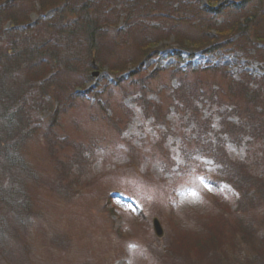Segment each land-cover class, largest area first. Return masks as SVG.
Returning <instances> with one entry per match:
<instances>
[{"label":"trees","instance_id":"obj_1","mask_svg":"<svg viewBox=\"0 0 264 264\" xmlns=\"http://www.w3.org/2000/svg\"><path fill=\"white\" fill-rule=\"evenodd\" d=\"M117 2L126 3L123 4L125 17L122 26L119 25L118 17L110 14L115 20L110 19L115 28V32L110 35L107 32L110 30L109 26L100 25L109 17V7ZM133 2L134 6L130 7L127 0H0V156L4 155L5 159L2 161L8 163L7 170L4 163H0V205L3 206L0 210V224L3 225L5 234L9 238L18 235L13 225L20 228L26 225L31 231H37V216L43 218L44 225L47 224L45 218L38 215L40 213L36 211L37 214L33 207L37 202L42 203L40 192L43 191L44 180L39 171L36 172L26 162V152L31 150L26 146V138L34 133L32 130H38L34 124L41 119L42 114L47 113V118L60 126L64 117L77 115L79 103L82 102L88 118L84 121L88 120L90 125L97 118L104 125L106 117L110 120V112L114 115L123 111L127 118L132 117V111L125 106V100L132 96L145 118H151L155 126H164L157 131L156 137L146 139L143 154H150L157 159L155 152L163 153L169 135L175 134L182 138L180 150L188 160L196 154L212 159L217 168L215 181L208 188L211 195L221 203V225L226 226L227 233V228L237 221V235L248 246L245 251L232 247L233 250L238 249L243 253L251 250L264 254V224L262 226L254 220L242 224L250 215L248 207L258 203L262 204V209L256 219L264 218V83L246 77L243 71L229 72L223 64L212 63L206 67L193 68L198 50H206V53L212 54L218 50H241L247 56L251 48L264 46V33L259 30V24L264 18V0H208L209 5L206 7L199 0ZM103 8L106 10L103 11ZM52 10L55 11L54 15L46 17V13ZM33 12L43 15V19L37 21L35 27L34 24L28 26ZM194 16L199 17L206 30L214 33L209 38L199 35L198 31L191 36L183 32L174 33L178 43L174 52L177 64L170 69L159 68L148 72L144 68L145 62L159 54V43L169 40V37L163 35L169 32L166 29L168 19H178L173 26L186 28L184 25L188 22H181L179 19H191ZM219 18L223 20L221 23L228 24L226 29L213 24L220 21ZM9 22L16 27L25 25L23 30H33L17 32L16 27H6ZM15 30L18 34H12ZM138 33H145L147 37L146 43L139 47L136 41ZM20 36L23 38L22 43ZM30 42L32 51L24 47ZM129 42L130 46H127ZM63 43L72 46L77 54L76 60L71 62L70 56L64 59L58 54L59 57L54 60L50 55L58 51L53 48H60ZM6 45L13 52H18L24 66L17 68L11 63ZM85 49L95 51L99 62L107 66L110 75V79L104 78L101 83L105 99L96 106L83 99V94L87 92L84 83L87 82H78L83 84L82 89H78L76 84L75 88L66 90L68 74H92L97 69L86 65L85 59L89 55L85 54ZM184 51L189 53L186 60L182 57ZM31 53L49 59L52 57V65L44 63L46 67L33 70L32 76L26 77L23 72L27 71L26 64L29 63ZM257 53L259 56L263 55ZM61 67H64L66 77L60 86L50 88L44 86L45 82L41 87L32 88L33 80L48 77L52 69ZM79 67L82 70H77ZM14 75L17 76L11 79ZM211 76L215 81L207 80ZM260 77H264V74ZM88 80H93L91 75ZM43 87L50 89L43 93ZM21 89L24 90L22 95L18 93ZM55 90L57 91L54 92ZM96 108L103 117L97 116ZM171 108H174L175 120L168 119ZM178 117L188 120L181 127L188 126L189 130L184 129L183 133L177 130L176 125L181 122V119L176 121ZM115 118L110 120L113 122L110 124H118ZM69 135L72 138V134ZM123 141L132 150L136 149L132 139L126 138ZM233 145L238 149L244 148L243 158L230 153L228 148ZM80 146L79 143H74V149ZM12 147L21 149L17 153L18 149L14 150ZM167 166L169 168L171 165ZM49 177L51 179H44L53 189L63 187L61 190H64L67 186L64 181L68 177L58 179L56 173ZM206 180L209 182L208 177ZM232 203L236 204L234 209L231 208ZM159 213L166 223L171 224L170 211L160 210ZM181 216L183 217V213ZM41 229L48 241L47 226ZM232 231L233 229L228 232ZM187 233L195 234L184 230L180 238H185ZM53 238L57 240V244L61 243V238L57 235ZM226 239L229 242V237L226 236ZM247 240H251L250 244ZM23 241L24 239L13 240L18 248L21 244L22 251L35 260L30 253V246L24 245ZM171 243L172 239L170 242L165 239L164 248L170 252L168 256L164 254L168 258L167 264H182L184 255H181L179 246H171ZM66 244L64 241L63 245ZM18 248L17 253L11 249L14 257L21 253H18ZM223 253L225 256L217 260L216 264H231V255L225 250ZM256 255L260 261L264 257Z\"/></svg>","mask_w":264,"mask_h":264},{"label":"rangeland","instance_id":"obj_2","mask_svg":"<svg viewBox=\"0 0 264 264\" xmlns=\"http://www.w3.org/2000/svg\"><path fill=\"white\" fill-rule=\"evenodd\" d=\"M130 4H127L130 7H133L135 2L133 0H127ZM137 1V0H135ZM200 3L203 5V7H206L209 5L208 0H199ZM126 3L120 2L115 4L114 6L111 5L109 17L105 18V21L103 20L101 22L100 26L108 25L110 30H108V34L111 35L114 31L113 22L115 21L112 17L113 14L118 17L119 25L123 26V21L125 17V11L123 10L124 5ZM179 5V3L177 2ZM100 5V4H98ZM180 6V5H179ZM253 7L255 4L252 5ZM177 7V6H176ZM264 7V3H263ZM181 8V6H180ZM204 9V8H203ZM106 10V8H103V11ZM182 10V8H181ZM201 10V9H200ZM179 13V12H178ZM176 13V14H178ZM53 14V12H49L48 15ZM195 17V16H194ZM182 18L179 19L181 22L187 21L188 24L184 25L186 28H176L174 25L175 21L178 19L169 18L166 23V28L169 32H165L166 35L163 33L164 36L169 37V40H165L161 43H159L160 46H168L169 48H165L161 50L160 54L157 57L151 58L149 61L145 62L144 68L147 69L148 72H154V69L162 68L170 69L172 66H175L177 63V58L172 55V48L175 49V47L178 46V43L176 42L177 38L174 33L176 32H183L185 35L191 36L192 33H195L198 31L199 35L203 34L205 37L208 36V38L211 36V33L208 30H206V26L201 24V21L199 17L195 18ZM30 24L28 26H31L34 24V27L36 26L37 21H41L43 19L42 16L39 14H35L34 12L31 14L30 17ZM220 21L213 22V24L216 26H219L223 29H226L228 24L223 22L222 18H219ZM13 23L9 22L6 27L9 28H15L16 25H12ZM205 27V29L203 28ZM25 25H20L19 27H16L17 32H28L33 29L23 30L25 29ZM259 30L264 33V18L263 22L259 24ZM159 31H162V29H159ZM12 34H18L13 32ZM145 33H138L136 36V41L138 44V47L140 45L145 44L147 37L144 35ZM222 34V33H220ZM126 35V33H125ZM128 35H130L128 33ZM37 36V35H35ZM236 38V36H234ZM19 40L23 41L22 36L19 37ZM127 41V40H126ZM212 43V42H211ZM132 44V42H131ZM127 46H130V42L127 43ZM25 48L31 50L32 44L31 42L26 46ZM70 44L63 43L60 48H53L54 50H58L54 53H50V55L55 59H57L59 56L62 55L64 59H67V57H71V62L76 60L77 54L75 53L74 49L71 48ZM5 48L9 51V54L11 55V63L15 67L24 66L20 62V58L18 55V52H13L11 48L8 47V45L5 46ZM52 49V48H51ZM5 51V50H4ZM44 51V50H43ZM241 51V50H240ZM85 54L89 55L85 60L90 68L92 66H95V68H98L97 71H105V74L99 77H95V80L92 81L90 84H85V89L88 87H92L96 83H99L103 78L106 76L108 68L105 65H102L97 57V54L93 49H85ZM243 52V51H242ZM237 53V52H224V51H218L215 54H209L205 52H197L196 58H195V64L194 66L200 67V65H203L205 63H212L216 62L218 64L222 63L227 71L231 72H237V71H243V74L245 76H249L251 79L259 80V83H264V46L257 45L254 48H251L250 51L247 53L248 58L246 54L243 52ZM257 52L262 53V56H259ZM59 56H58V55ZM207 54V55H206ZM52 57L49 59L46 56H40L31 53V58L29 59V63L26 64L27 71H24V75L26 77L32 76L33 70H37L43 67H46V63L49 65H52ZM35 59V60H34ZM45 63V64H44ZM246 63V64H244ZM101 66H105L104 68ZM100 68V69H99ZM77 70H82L81 67H79ZM94 71V70H93ZM207 73V72H206ZM17 75H14L11 77H16ZM66 77L65 69L64 67H61L59 69H52L51 75H48V77L43 76L39 81L33 80L34 84H32V88L36 89L37 86L41 87L45 82L44 86L48 87H55L60 86L61 82H63V78ZM90 74L86 75H78L74 76L71 74H68V77L66 78L67 86L66 90L69 91L70 88H75L74 85H78V89H82L83 84H79L78 82H87L89 81ZM207 78V77H206ZM28 78H26V81L28 83ZM97 79V80H96ZM206 80V79H204ZM207 80H214V77L211 76L207 78ZM176 84V83H175ZM16 85V84H15ZM174 85V84H173ZM18 87V86H17ZM50 88H42L41 91L43 93L47 92ZM18 89V88H17ZM25 90V88H24ZM24 90L18 91L20 95L23 94ZM55 90L54 92H56ZM96 93L97 99L99 102L105 99V94H101V91H94ZM53 94V93H52ZM18 95L19 97H21ZM56 98H58L57 94H54ZM49 100H52L49 99ZM49 103H51L49 101ZM80 107L78 108L77 115L72 116H66L64 117L61 122L60 126L56 124L55 122L49 120L47 118V113H43L41 119H39L34 125L38 127V130H32L34 133H30L26 138V146L29 147L31 150L27 151V160L28 164L31 168L34 170L39 171L40 177L44 180V186L43 190L48 191V189L51 186V184L47 183L45 181L51 179V177L44 175L41 170H45L49 173H56L58 177L63 175V177H68V179L64 181V183H68V188L70 194L73 196L74 200L78 198V200H75L78 205L74 208L70 209L67 207H64L63 201H60L58 197L55 195H50L51 201H44L42 204L40 202H37L33 204V207H37L40 204V207L43 208L42 215L36 213L40 216H43L47 223L50 224L51 227L55 225V227L58 228V233L55 234L53 232L48 231L49 233V239L47 241V238H45V232L41 231V225H40V217L37 216L35 219V222L38 224L37 226V232L39 231V235L34 238L33 243L35 244V248L32 250L33 257L35 260L31 258L30 255H27L25 251H21V254H19L17 257L13 256V252L17 253V245L15 242H13L14 239H24L23 244L26 245L25 242L28 236V233L30 229L27 228L26 225H24L22 228L18 227L17 225H13V228L17 232V236H14L12 238H9L7 234H4L1 230L0 226V264H112L114 260L121 259L123 257H127V259H121L117 261L115 264H153L152 260L150 259L147 251H145L144 255L137 254L135 244L137 245V242L141 243L142 245L145 244L146 238L153 239V243L157 244L154 237L151 234L150 225H147V220L145 223H143V228L141 227L140 223L136 220L134 223L133 221L136 219V216L132 212L138 213L142 208L138 202H142L143 204L150 198V188L146 185V182L143 184H135V190L132 193V198L130 199L126 194L122 193H115L113 197H108L111 195L110 193L114 192L119 188V190L128 189V186H131V184H128L127 179L130 178L132 182L133 180H138L140 177H146L147 172L149 170L151 171V176L156 177L159 176L158 167H147L144 166L141 167L140 170H137V172L133 171L132 168L129 165L124 164L123 156L118 157V160L114 159L111 160L110 158L101 157L100 160L97 163V166H90L88 164V153H90L91 147H92V140L93 137L100 134V131L97 129H88L85 127H81V119L86 120L87 114H86V108L84 104L81 102L79 103ZM127 104L135 109V103L130 100H127ZM125 110V109H124ZM174 108H171L170 115L172 116L174 113ZM126 113L124 112L123 115V121L126 120ZM119 115V114H118ZM116 115V120H118L121 116ZM175 118V115L172 119ZM169 119V118H168ZM181 118H176V121H180ZM175 120V119H174ZM188 120L185 117H182L181 122L176 125L177 129L179 131H184V129L189 130L187 127H181L183 123H186ZM104 123H113L110 121L107 117L106 120L103 121ZM126 122V121H125ZM124 122V123H125ZM186 126V124L184 125ZM62 128H66L67 131L70 133L80 136L81 137V146L80 148H75V152L73 148L68 144L70 139H68V142L64 144L65 139L62 138L63 134L61 131ZM128 133L130 134V137L135 141L136 147L140 146L141 149H144L146 147L147 143L141 142L142 138L151 137L152 134H155V130L153 125L151 124V120L145 121L142 117L141 112L136 109L135 117L131 123V126H129ZM162 129L164 126H160ZM156 129L159 130L158 127ZM109 133H106L104 138V142L107 141L110 137L109 135H115L117 132L114 129H110L108 127ZM171 145L173 147V151L175 154L176 148L179 143V138L176 137V139H171ZM143 144L145 145L144 147ZM229 146L231 148L232 154L238 156L239 158L244 157V148L238 149L235 148L236 146L233 145ZM14 149V147H12ZM18 149V151L21 149ZM14 149V150H15ZM121 153L120 155H122ZM25 158V157H24ZM5 159V156H0V163H4V168L8 169V163L7 161L3 162L2 160ZM26 159V158H25ZM208 166H205V169L198 170V168H194L188 171V173L185 175V177H182L177 180V182L174 184L173 189L177 190V193L180 194L178 205H174L171 203V206L174 208V210L170 211V223L163 224L165 226V232L167 233L168 237H165L167 239V242H170L171 239L173 240V243H171V246L177 245L180 248L181 255H184V260L182 259V264H216L217 260L223 258L225 254L223 253V250H225L229 255L232 257L231 264H264V257H261V261L259 257L256 255H264L260 252H252L251 250L247 252H239L240 250H246V247H248L243 240L237 235L236 229L238 228V222L235 221L233 223V226L230 228H227V233L225 232L226 226L221 225L223 222H220L219 220V213H220V206L221 203L211 195L210 192H204V189H202L200 179L202 175H206L208 177H215V174L213 173L212 169L214 168V165L212 164V161L207 160L205 161ZM110 164H116L115 168L112 166H108ZM264 167V166H263ZM149 169V170H148ZM173 170L175 172L179 171L178 167H173ZM106 171H111L109 176V180L106 183H99L100 176ZM181 172V171H180ZM183 173V172H181ZM167 177H170V174H167ZM45 178V179H44ZM141 181V180H139ZM150 184V182H147ZM125 185L126 188H125ZM155 185V184H154ZM101 186L103 188L101 189ZM156 190H159L157 188ZM44 191L40 192L41 200ZM86 193V197L82 198L79 196L81 193ZM39 195V194H38ZM98 197H102L103 200L107 201L108 198L112 201V208L115 209L114 206L123 209L122 213L123 220L119 221L118 227L124 226L125 231H128L125 234L118 235V231L116 230L115 225H113V228L111 224V212L107 210H97L95 209L93 205V201L96 200ZM66 199V198H65ZM166 203L168 202V197L165 196L162 198ZM74 200L66 199L67 203H73ZM39 201V200H38ZM114 205V206H113ZM262 204L258 203L255 206H247L248 211L250 212V215L248 218L244 219L243 223H246L247 221L254 220L258 223H261L263 226L264 224V218L258 220L256 219L257 214L262 209ZM99 207V206H97ZM234 207H236V204L234 203ZM223 210V208H221ZM183 213V217L181 214ZM168 214V213H167ZM115 214H112V217ZM264 215V214H263ZM150 218L149 216H147ZM142 220V219H141ZM74 223V235L73 240L76 241L81 240V243L79 245V251L80 255L84 254L78 258L75 259L72 255L69 254V257L67 259H63L60 257H56L55 260H52L49 262V257L47 256V253L60 248L63 246L64 240L62 237L63 232L66 230V223ZM134 228L138 230L137 238L140 240H133V233L135 230ZM150 226V228H149ZM61 228V229H59ZM144 229L146 231L144 232ZM233 229L231 233L228 231ZM194 232L195 234L187 233L185 238H180L183 236V232ZM247 235L249 233H246ZM58 236L61 238L60 244H57V240L53 238V236ZM226 236L229 237V242H227ZM117 237V238H115ZM120 237V238H119ZM58 238V240H59ZM73 241V242H74ZM246 241V240H245ZM251 240H247V243L250 244ZM79 241L77 242V244ZM76 244V245H77ZM225 245L229 246L226 247ZM140 247V246H139ZM238 248L237 250H233V248ZM11 249L13 252H11ZM62 250L67 251L66 249L61 248ZM193 249H197L196 251ZM223 249V250H220ZM60 250V249H58ZM91 252V254H89ZM150 255H152L155 260L157 259L153 253L152 250L148 251ZM19 253V251H18ZM157 256H160V253L155 252L154 253ZM69 258H71L69 260ZM72 259H75L72 261ZM180 259V257H179ZM209 262V263H208Z\"/></svg>","mask_w":264,"mask_h":264},{"label":"water","instance_id":"obj_3","mask_svg":"<svg viewBox=\"0 0 264 264\" xmlns=\"http://www.w3.org/2000/svg\"><path fill=\"white\" fill-rule=\"evenodd\" d=\"M153 223H154V230H155L157 236L163 237L165 232H164V229H163L160 221L157 218H155Z\"/></svg>","mask_w":264,"mask_h":264}]
</instances>
